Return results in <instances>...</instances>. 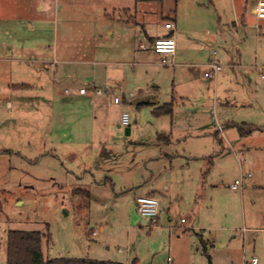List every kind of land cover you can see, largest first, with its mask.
<instances>
[{
  "label": "rangeland",
  "instance_id": "obj_1",
  "mask_svg": "<svg viewBox=\"0 0 264 264\" xmlns=\"http://www.w3.org/2000/svg\"><path fill=\"white\" fill-rule=\"evenodd\" d=\"M134 2L40 0L48 7L45 23L38 26L23 20L21 27L33 30L32 34L27 30L19 37H4L22 43L42 41L57 47L60 57L66 51L75 59L86 55L100 61L97 50L102 45L108 56L111 49L115 52L131 40L121 42L117 35H107L116 22L105 13H112L117 5L134 10ZM248 2L167 0L162 15L157 7L138 15L156 31L167 17L177 14L178 30L187 29L195 46L185 59L194 63L191 76L175 78L169 72L172 67H163V75L152 82L159 85L162 105L174 103L172 116H156L147 105L136 107L129 101L121 106L102 104L110 126L94 134L97 147L91 148V158L80 154L73 159L70 154L81 149L76 143L63 144L64 134H41L33 116L37 101H23L21 113L7 108L3 96L12 95L7 83L16 80L14 66L0 68V264H6L10 230L40 231L45 259L132 264L137 258V264H167L172 257L175 264H250L256 257L258 264H264V189L249 184L244 192L231 188L241 168L264 178V170L252 168L253 163L264 165V19L256 17ZM14 5L18 8L17 0H0V41L9 29L4 25L10 24L2 20L16 12ZM99 7L104 8L103 14ZM237 9L239 17L245 14L243 23L236 20ZM101 29L102 37L98 36ZM131 46L140 48L138 37L132 38ZM214 50L223 70L207 79V68L201 65ZM86 65L69 68L74 77L84 79L92 67ZM122 67L132 74L129 64ZM123 111L130 114V134L116 124ZM202 124L206 128L200 132L196 128ZM242 124L254 126L244 136L253 149L248 156L240 155L242 147L228 149L234 146ZM84 125L87 128L88 123ZM221 125L225 128L220 129ZM162 134L169 135V142ZM85 136L90 139L92 133ZM221 140L228 146L225 150ZM204 161L211 171L197 195L193 176ZM162 185L168 186L165 206L170 209L161 212L152 226L150 218L138 213L135 202Z\"/></svg>",
  "mask_w": 264,
  "mask_h": 264
},
{
  "label": "crops",
  "instance_id": "obj_2",
  "mask_svg": "<svg viewBox=\"0 0 264 264\" xmlns=\"http://www.w3.org/2000/svg\"><path fill=\"white\" fill-rule=\"evenodd\" d=\"M134 1V10L131 9L132 6L127 7L117 5L113 7L112 13H105L110 20L116 22L115 30L108 29L107 35H117V41L121 42L126 41L127 38L131 40L129 42L130 44L126 47L124 44H120L122 48H116L115 52L111 49L110 55L108 56L104 54L105 46L102 45L101 50H97L99 52L100 61H95L93 58H86V55L81 57V59H75L74 57L67 55L68 53H66V51H64L60 57L58 55L59 51L57 47L53 49L52 45H46L42 41H35L32 43H22L21 41L18 42L16 40L6 41L7 39L5 37L9 35L10 37H19L20 34H26L28 31L32 34L33 30L21 27L23 20L27 22L35 21L34 23L38 24V26L45 23L44 18L48 7L47 3L46 6L45 4H40V0H17L18 8L14 5L16 12L2 20L6 23L10 22V24L7 26L4 25L5 28L9 29L5 31L6 34L3 35V41H0V68L5 70L8 67L14 66L13 68L16 78L14 83L10 82L11 79L9 80V83H7V86L12 91V95L7 94L3 96L7 103V108L9 107L13 109L14 113L18 111L21 113L23 108H25L23 101H37L35 107L38 111H36L33 116L35 117L34 122L36 123L38 130H41L40 132L43 135L47 133L51 136L54 133L64 134L63 137H60L63 144L67 142H71L72 144L76 143L81 150L78 154L73 152L70 154L73 159L78 158L80 154L86 158H91L92 149L97 147V135L94 134H97V132H104L110 126L109 117H106L108 115H105L101 110L102 104L107 102L108 95L104 92L107 88H110L114 95L120 96L122 102L129 101L131 104H133L132 102L137 97L149 96L146 100L137 102L133 105L136 107L139 105H147L152 114L154 108L162 105L159 98V85L155 83V86H153L152 82L159 76L163 75L164 68L172 67L173 70L169 72L170 75H174L175 78L176 75H182L181 78L183 79L190 78L191 76L190 73L193 69L192 66H194V63L189 64L188 62H185V59L188 57V55H186L187 53H189V55L192 53L191 49L195 50V46L192 42V36L186 31L187 29L183 28L178 30L177 14L175 13L172 18L167 17L165 20V23L170 21L174 23L175 27L173 29H167L164 23L163 27L153 31L143 22V20L137 19L138 15L149 13L152 9H155L156 11V7V12L162 15L163 13L161 9L167 0ZM258 1L260 0H246V3L248 2L251 4L249 6L253 13L255 12L254 8ZM97 10L100 14H103L104 12V8L101 7L97 8ZM116 14H119V16H116ZM239 15L237 9L238 18L236 20L238 23H243L245 20V14L242 15V17H239ZM15 21H18V26L15 24ZM167 35L173 36L176 40V53L174 57L175 65L173 66H162L160 64V56L156 54L152 48L153 41L156 38ZM98 36L102 37V29ZM137 37L140 40V46L141 44H145L146 49L140 47L138 50H132V38L135 40ZM69 49L71 48L69 47ZM69 51L70 50H68V52ZM213 53L214 51L211 52L208 61L201 65V67L208 68V64L213 59ZM94 56L96 55L94 54ZM217 59L220 63L218 51ZM79 63L83 65H92L91 69L84 74V79L74 77V73L71 71V68H69L71 65H77ZM127 64L131 66L132 74H128L122 69V66ZM169 72L167 71L165 74H169ZM129 76L131 81H127V77ZM81 87L87 88L86 94H80L78 92ZM67 89L70 91L67 92ZM99 90H102V92H98ZM10 97H13V102ZM182 98L184 97L182 96ZM16 101H20L22 104H16ZM203 102H205L204 99ZM166 116H172V114ZM84 122L88 123L87 128L84 125ZM116 124L118 127H121L120 121ZM220 127H222L220 129H224L225 125H221ZM205 128L206 125L202 124L196 129H200L199 131L203 132ZM73 133L79 134V137L73 138V135H71ZM88 133H92L90 139L85 136V134ZM169 135H171V133H169ZM169 135L162 134L166 142H169ZM234 143L235 144L232 148H228L230 149V152L234 148L237 149L239 146L242 147L238 149L240 155L248 156L251 154V150L253 149H250L251 146L247 144L246 138L240 133L238 134V138L234 139ZM221 144L223 145L222 140ZM235 146H237V148ZM260 146L263 145H259L257 148H261ZM227 147L223 145L224 150ZM233 152L237 155V151L234 150ZM221 153L222 152H220L219 155H223ZM188 160L193 161L194 158L192 159L188 157ZM209 162L208 165H210L211 169L213 166V160H210ZM63 164H65V162H63ZM187 164H189V162H187ZM208 165L206 163L205 167L204 161L202 167L199 166V169L193 176L194 179L192 182L197 195H200L205 188L207 176L211 171L208 169ZM202 168L206 169L203 171ZM252 168L253 170L259 168L260 172H262L264 170V165L261 166L259 162V164L254 166L253 163ZM241 176L244 177L243 188L241 189L243 192L246 190L248 184L259 189H264V178L262 176L253 177L251 169L248 173H245L241 168L240 177ZM167 191V185H162V187L155 186L152 187L149 190L150 193L147 194L148 196L157 198L162 208L161 212L166 213L170 209L165 206L168 205V203L165 202V194ZM182 219L181 222L185 223ZM200 238L202 242L205 241L202 236H200ZM137 261V258H134L132 264H137ZM251 262L252 260L250 263Z\"/></svg>",
  "mask_w": 264,
  "mask_h": 264
},
{
  "label": "built area",
  "instance_id": "obj_3",
  "mask_svg": "<svg viewBox=\"0 0 264 264\" xmlns=\"http://www.w3.org/2000/svg\"><path fill=\"white\" fill-rule=\"evenodd\" d=\"M255 14L258 18L264 19V0H260L257 2L254 8ZM165 27L167 29H173L175 27L173 22H166ZM142 49H146L145 44H141ZM153 51L160 56V64L162 66H173L174 65V57L176 53V40L173 36H161L156 38L152 44ZM223 69V66L218 62L217 59V50H214L213 59L208 64V68L205 71L204 75L207 78H214L217 74ZM67 92L70 90L67 89ZM78 92L80 94H86L87 88L81 87ZM98 92H102L99 90ZM104 92L107 93V104L108 106H117L122 104V99L120 96L114 95L113 91L110 88H107ZM120 124L123 127L130 125V114L128 112L123 111L120 117ZM244 177H239L232 184L231 187L233 189H242L243 188ZM136 208L140 215L144 217H148L151 219V225H155L157 222L159 215L161 213V205L157 198L153 196H139L136 199ZM184 221V220H182ZM98 234L97 231H93V235L96 236ZM258 258L254 257L250 264H257ZM167 264H174L172 257H168Z\"/></svg>",
  "mask_w": 264,
  "mask_h": 264
},
{
  "label": "trees",
  "instance_id": "obj_4",
  "mask_svg": "<svg viewBox=\"0 0 264 264\" xmlns=\"http://www.w3.org/2000/svg\"><path fill=\"white\" fill-rule=\"evenodd\" d=\"M163 1V0H151ZM174 103H164L153 109L156 116L171 115ZM247 129H246V128ZM248 128L250 130H248ZM254 129L253 125L242 124L239 132L242 136L248 135ZM6 264H122L114 261L55 258L45 259L43 252V234L40 231L10 230L7 235ZM212 264V263H210Z\"/></svg>",
  "mask_w": 264,
  "mask_h": 264
},
{
  "label": "water",
  "instance_id": "obj_5",
  "mask_svg": "<svg viewBox=\"0 0 264 264\" xmlns=\"http://www.w3.org/2000/svg\"><path fill=\"white\" fill-rule=\"evenodd\" d=\"M147 98H149V96L137 97V98H135V100L132 103L135 104L137 102L144 101ZM125 129H126V134H130V125L126 126Z\"/></svg>",
  "mask_w": 264,
  "mask_h": 264
}]
</instances>
